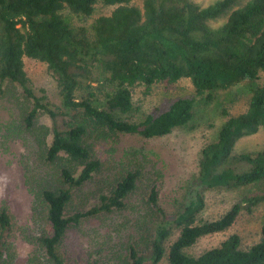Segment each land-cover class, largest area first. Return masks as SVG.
I'll return each mask as SVG.
<instances>
[{
	"label": "trees",
	"instance_id": "1",
	"mask_svg": "<svg viewBox=\"0 0 264 264\" xmlns=\"http://www.w3.org/2000/svg\"><path fill=\"white\" fill-rule=\"evenodd\" d=\"M99 1L116 9L96 20L92 35L71 26L61 14L68 8L73 14L91 16ZM134 1L0 0V83L20 86L26 99L33 101L24 120L36 130L42 159L37 174L27 177L34 217L45 224L38 242L52 264H70L62 250L71 228L101 213L130 208L137 214L132 225L137 236L121 264H159L174 226L181 233L170 246L169 264H264V223L260 241L247 249L242 248L240 236L233 234L199 257L185 252L200 238L229 229L242 211L252 212L264 203L263 191L243 198L222 218L197 225L206 205L203 190L264 182V151L234 154L239 140L264 129V84L255 86L242 114L230 116L223 110L228 119L218 139L203 148L194 192L175 218L160 204L165 175L161 159L143 147L126 151L116 162L119 176L105 177L108 188L96 192L97 207L67 216L77 192L103 174L105 161L111 164L107 157L115 155L119 135L144 139L169 135L192 122L198 99L212 103L218 90L256 82L264 72V0H219L207 7L197 0H144L143 9L133 6ZM223 17L225 22L214 27L213 22ZM25 58L48 66L69 113L56 112L35 96ZM97 65L116 87L103 108L90 97L79 100L76 95L84 82L93 80ZM183 79L192 82L193 97L179 99L167 111L147 115L141 122L116 116L133 111L136 86L145 85L149 92L155 84ZM45 113L56 123L52 131L36 127ZM135 195L140 198L132 205ZM12 228L9 208L2 205L0 261L12 250L7 240Z\"/></svg>",
	"mask_w": 264,
	"mask_h": 264
},
{
	"label": "rangeland",
	"instance_id": "2",
	"mask_svg": "<svg viewBox=\"0 0 264 264\" xmlns=\"http://www.w3.org/2000/svg\"><path fill=\"white\" fill-rule=\"evenodd\" d=\"M217 1L219 0H197L204 7ZM143 2L144 0H135L132 5L143 9ZM115 9L116 6H108L99 1L91 16L73 14L68 8L61 11V14L71 26L85 28L87 33L92 35L96 20L102 16H110ZM225 20L226 17H223L214 21L213 26L219 27ZM25 69L37 98L43 103L50 104L56 112H70L64 107L56 78L45 63L25 58ZM258 84H264V72L256 82L244 81L228 89L218 90L212 103L198 99L192 122L164 137L144 139L137 135H119L120 143L116 147L115 155L107 157L111 164L105 161L103 174L96 176L77 192L67 216L71 217L97 207L99 195L96 192L106 187L103 182L105 177L119 176L120 169L116 162L123 158L126 151L143 147L156 152L161 159L165 175L160 189V204L170 217L175 218L192 197L199 175L203 148L218 139L219 132L228 119L223 115V110L226 109L230 116L245 112L253 89ZM115 91V85L101 66L97 65L93 80L84 82L76 95L79 100L90 97L95 105L103 108L108 97ZM90 93L93 95L90 96ZM194 95L195 89L189 79H183L175 84H155L149 92L145 85H139L134 89L133 111L124 115L117 113L116 116L129 122H141L147 115H160L177 100ZM32 106L33 101L26 99L20 86H4L0 83V207L6 205L13 218L12 232L7 237L12 244V250L9 254H4L0 264H52L38 242V238L45 231V224L34 217V197L27 183V177L37 174L39 166L42 165L35 141L36 130L29 129L24 120L25 110L31 109ZM37 123L38 130L47 126L52 131L56 125L47 113L41 115ZM51 141L52 137L49 142ZM103 149L102 145L101 151ZM262 151L264 129L239 140L234 154H257ZM263 191L264 182L238 189L203 190L206 205L197 216V225L222 218L243 198ZM136 198L140 197L133 196L130 204H135ZM136 219L137 214L130 208L111 214L101 213L86 219L80 226L70 229L62 252H66L70 264H121V260L128 256L127 248L132 244L133 237L137 236L132 227ZM156 222H160V217ZM263 223L264 203H261L252 212L242 211L229 229L200 238L185 252L190 256L199 257L209 250L220 247L233 234L240 236L242 248L247 249L260 241ZM153 226L151 224V227ZM180 233L181 228L174 226L165 245L166 255L159 264H169L170 246L178 239Z\"/></svg>",
	"mask_w": 264,
	"mask_h": 264
},
{
	"label": "clouds",
	"instance_id": "3",
	"mask_svg": "<svg viewBox=\"0 0 264 264\" xmlns=\"http://www.w3.org/2000/svg\"><path fill=\"white\" fill-rule=\"evenodd\" d=\"M206 7H207V5H206Z\"/></svg>",
	"mask_w": 264,
	"mask_h": 264
}]
</instances>
